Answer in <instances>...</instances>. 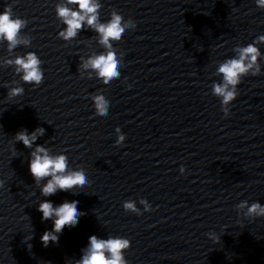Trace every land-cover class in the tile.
Returning <instances> with one entry per match:
<instances>
[{"label": "clouds", "instance_id": "1", "mask_svg": "<svg viewBox=\"0 0 264 264\" xmlns=\"http://www.w3.org/2000/svg\"><path fill=\"white\" fill-rule=\"evenodd\" d=\"M69 4H76L79 11H72L67 6L57 5L56 14L67 25L66 30L61 31L58 35L64 40L74 38L78 30L82 29L83 22L89 27L94 28L100 34V43L109 49L107 54H101L89 58L84 64V68L91 67L96 70L98 77L102 78L103 83L107 85L113 79L120 77L119 60L116 53L111 50V41H120L127 28H134V22L129 19L124 20L123 16L115 10L111 13V19L108 23H99L98 9L100 4L95 0H68ZM259 8L264 9V0H256ZM28 24L26 19L19 17L13 18L12 8L5 7L0 13V40H7L9 49L16 47L19 43H28V40L21 41L18 39L21 29ZM264 43V35H261L253 43L245 47L238 48V57L228 59L218 68V73L223 76V83L213 85V94L222 98V104L227 105L234 101L237 96V85L242 81L241 77L246 76L249 70L255 67L252 72L253 76L260 73L257 59L260 56V50L255 46L256 43ZM16 71L23 72L22 79L25 83L39 86L44 79V72L41 69V59L35 53H28L26 57H17L14 61ZM24 89L17 87L12 88L8 93V98L12 99L21 96ZM95 103V112L98 116H106L108 113V101L103 95L93 97ZM225 117L229 115L227 108L223 109ZM119 132V128H117ZM44 134L43 128H37L32 133H28L26 129L17 132L14 136L15 141L22 142L26 148H32L37 137ZM125 136L120 135L116 141L120 144L124 141ZM68 157L64 154L52 156L48 149L37 145L35 150L31 152L29 162V171L37 185L40 181L50 177L41 188V194L45 197L54 195L59 191H69L74 188H83L88 184V177L83 170L67 171ZM180 171L183 173L184 168ZM3 181L0 180V187H3ZM78 201L63 202L58 206H54L49 200H44L39 204L38 211L42 213V220H53V229L45 231L41 236L42 244L47 247L50 242L58 243L59 234L65 227H75L78 224V218L83 214L78 209ZM141 203L147 205V200H141ZM125 211L138 212L136 205L132 201L123 203ZM237 209L247 208L246 215L249 217H264V205L259 202H253L251 205L247 201H243L236 205ZM151 205L145 208V211H151ZM209 235V234H208ZM32 237H30L31 239ZM219 237H215L214 241H218ZM131 247V241L127 238L115 237L108 239L98 238L91 235L88 241L87 249L83 250L81 259L74 264H128L124 258V251Z\"/></svg>", "mask_w": 264, "mask_h": 264}]
</instances>
